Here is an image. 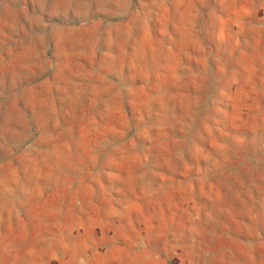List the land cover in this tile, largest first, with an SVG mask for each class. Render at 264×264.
<instances>
[{"label":"rangeland","instance_id":"1","mask_svg":"<svg viewBox=\"0 0 264 264\" xmlns=\"http://www.w3.org/2000/svg\"><path fill=\"white\" fill-rule=\"evenodd\" d=\"M0 264H264V0H0Z\"/></svg>","mask_w":264,"mask_h":264}]
</instances>
